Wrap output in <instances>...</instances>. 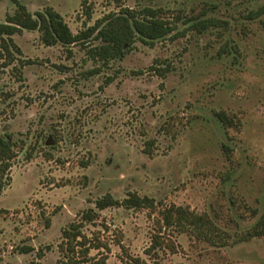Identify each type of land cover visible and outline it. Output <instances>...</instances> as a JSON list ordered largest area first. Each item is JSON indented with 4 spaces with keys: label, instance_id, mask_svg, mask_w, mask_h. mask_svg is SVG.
Wrapping results in <instances>:
<instances>
[{
    "label": "rangeland",
    "instance_id": "rangeland-1",
    "mask_svg": "<svg viewBox=\"0 0 264 264\" xmlns=\"http://www.w3.org/2000/svg\"><path fill=\"white\" fill-rule=\"evenodd\" d=\"M22 1L32 12L54 7L74 32L146 6L174 30L108 61L78 44L45 45L38 30L13 35L21 52L0 57V136L12 135L15 151L0 195V264H57L72 221L107 242L90 252L107 264H122L120 240L143 264H264V237L237 236L264 212V10L249 17L264 0ZM17 8L0 0V22ZM129 192L158 208L111 206L82 220L97 198ZM171 205L208 214L233 237L220 246L161 227ZM156 233L162 243L149 250Z\"/></svg>",
    "mask_w": 264,
    "mask_h": 264
},
{
    "label": "trees",
    "instance_id": "trees-1",
    "mask_svg": "<svg viewBox=\"0 0 264 264\" xmlns=\"http://www.w3.org/2000/svg\"><path fill=\"white\" fill-rule=\"evenodd\" d=\"M18 8L13 14H8L5 22H0V57H7L9 63L16 59L15 51L21 49L14 41L13 35L21 33L24 29L38 30L40 38L45 45L62 44L64 46L81 45L89 48L92 57L108 61L120 59L126 55L136 40L153 45L158 39L169 35L174 27L169 21L161 16L160 9L144 7L142 9H131L122 7L118 13H109L96 20L78 32H74L65 18L52 6L44 10L32 12L23 2L16 0ZM262 10L251 11L249 17L256 18L261 15ZM88 15L91 12L87 11ZM211 22H216L213 19ZM207 28L209 22L205 19L195 23L196 27ZM98 44L90 45L93 41ZM30 63V59L26 61ZM7 64V63H5ZM158 74L164 76L166 68L156 67ZM217 117L221 122L232 123V118L225 111H217ZM151 146V144H150ZM12 135L0 136V195L8 184L7 171L11 167V160L14 157ZM148 153L151 151L148 149ZM158 202L149 195H140L137 192H129L128 195L119 199L112 193H106L95 201V207L83 211L82 220L93 221L99 215L100 210L111 206H125L128 208H148L155 210ZM51 219H47L50 225ZM160 226H177L191 232L197 238L206 240L213 245H226L233 237L230 232L220 228L208 214H199L181 205H171L162 210V217L157 218ZM82 221H72L63 229V240L60 243L61 257L57 264H107L108 255L101 253L100 256L91 255V249L102 247L110 248L106 241L99 236H88L83 230ZM240 239L248 237H264V212L256 222L245 232L237 234ZM161 235L156 233L153 236V247L161 245ZM124 251L121 256L122 264H143L139 256L131 255L122 240L118 242ZM126 251V252H125Z\"/></svg>",
    "mask_w": 264,
    "mask_h": 264
},
{
    "label": "flooded vegetation",
    "instance_id": "flooded-vegetation-1",
    "mask_svg": "<svg viewBox=\"0 0 264 264\" xmlns=\"http://www.w3.org/2000/svg\"><path fill=\"white\" fill-rule=\"evenodd\" d=\"M16 1V0H15ZM19 1H21V2H23L22 0H19ZM17 3V2H16ZM25 4V3H24ZM18 7V6H17ZM146 7H149V6H146ZM153 8V7H152Z\"/></svg>",
    "mask_w": 264,
    "mask_h": 264
}]
</instances>
